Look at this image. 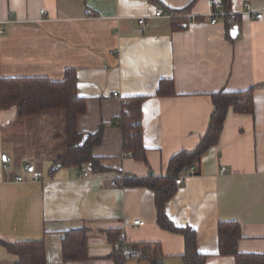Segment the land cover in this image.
Instances as JSON below:
<instances>
[{
  "label": "crops",
  "instance_id": "obj_1",
  "mask_svg": "<svg viewBox=\"0 0 264 264\" xmlns=\"http://www.w3.org/2000/svg\"><path fill=\"white\" fill-rule=\"evenodd\" d=\"M159 1L0 0V76L60 81L73 68L86 105L77 131L93 134L103 125L101 141L91 147L103 170L61 162L53 170L58 162L45 153L51 166L41 178L16 181L25 163L33 165L35 151L18 137L34 118L14 119L15 106L0 109V238L43 240L45 264H115L109 231L128 245L157 243L163 264H183V235L157 224L153 191L124 180L164 175L169 159L194 149L205 133L211 94L251 86L253 113L229 109L218 142L201 155L196 172L179 174L183 181L165 213L175 226L195 231L205 264H234L232 256L218 254L220 222L240 225L238 252L264 254V0H226L237 18L215 24L207 0ZM158 7L198 19L175 28L171 19L153 15ZM162 80L171 81L173 95H156ZM130 96L147 97L141 104L145 160L122 149L119 115ZM117 177L123 179L114 186ZM82 226L88 228L87 258L64 261V233ZM15 260L0 243V264ZM124 264L153 263L131 256Z\"/></svg>",
  "mask_w": 264,
  "mask_h": 264
},
{
  "label": "trees",
  "instance_id": "obj_2",
  "mask_svg": "<svg viewBox=\"0 0 264 264\" xmlns=\"http://www.w3.org/2000/svg\"><path fill=\"white\" fill-rule=\"evenodd\" d=\"M149 2L160 6L159 0ZM227 8L226 0H223ZM178 12V11H175ZM183 12V11H181ZM175 28L174 21L171 22ZM76 72L67 68L60 81L47 77H1L0 109L14 105L17 117L21 120L35 117L45 111L63 110L66 154L57 159L66 166H81L89 163L95 171L104 169L100 158L91 154V147L101 141L103 125L93 133L77 131V116L85 112V98L76 92ZM254 86L241 91L220 90L211 94L213 110L209 123L197 146L192 150H181L170 159L167 172L159 176L133 177L124 180L127 186H144L154 193L157 224L164 230L179 233L184 238V251L181 255L183 264H205L207 254H200L196 249V233L190 227L175 226L165 213V204L177 191L175 178L188 166H196L201 155L215 145L221 134L223 122L229 109L235 113H253ZM174 94L171 81L162 80L156 95ZM146 96H130L123 102L119 115L122 149L130 152L134 158L145 160V148L142 144L141 104ZM87 135L83 146L76 147L83 136ZM125 179V177H124ZM218 254L229 255L234 264H264V254L240 253L237 242L241 238L240 225L237 222H220L218 224ZM88 228L82 226L67 230L61 239V253L64 261L83 260L87 258ZM110 240L116 245L111 254L115 264H124L126 254L118 243L117 231H109ZM0 243L8 252L16 256L13 264H45V246L43 240H7L0 238ZM132 256L150 260L153 264H163L159 259L160 246L157 243L129 244Z\"/></svg>",
  "mask_w": 264,
  "mask_h": 264
},
{
  "label": "rangeland",
  "instance_id": "obj_3",
  "mask_svg": "<svg viewBox=\"0 0 264 264\" xmlns=\"http://www.w3.org/2000/svg\"><path fill=\"white\" fill-rule=\"evenodd\" d=\"M14 116V119L17 120V114ZM33 118V121L26 123V130L18 139L28 145L32 153L35 151L31 158L32 164L45 174L51 166L45 158V153L54 156L56 160L66 154L63 110L45 111ZM6 130L5 128V141H7L9 134ZM20 171L22 172V170Z\"/></svg>",
  "mask_w": 264,
  "mask_h": 264
},
{
  "label": "built area",
  "instance_id": "obj_4",
  "mask_svg": "<svg viewBox=\"0 0 264 264\" xmlns=\"http://www.w3.org/2000/svg\"><path fill=\"white\" fill-rule=\"evenodd\" d=\"M208 4V16L210 18V23L215 24L219 18H223L224 20L227 21H235L237 18L236 12L230 9H226L223 4V0H207ZM244 8L246 10L250 9V4L249 3H244ZM153 15L155 17H162V18H169L172 21H174L175 26L177 27H187L188 25L194 23L198 18L196 17L195 14H192L190 12H167L161 7H158L154 10ZM145 22V17H141L138 19L139 24H144ZM130 155V152L127 153ZM3 169L4 170H9L10 165L7 163H3ZM188 172L193 173L195 170V166L191 165L186 168ZM224 167L221 166L220 170L224 171ZM83 176H88L87 172L82 173ZM42 172L39 169H36L33 165L30 163H25L22 166V174L16 175L15 180L16 181H35L41 178ZM120 177L114 178L110 181L112 185H118L121 181ZM183 181V176L179 175L175 178V184L179 185ZM141 221L134 220L133 224H139ZM118 243L122 246V251L126 254L127 257L132 256V252L128 247L127 242L122 238L118 237Z\"/></svg>",
  "mask_w": 264,
  "mask_h": 264
},
{
  "label": "water",
  "instance_id": "obj_5",
  "mask_svg": "<svg viewBox=\"0 0 264 264\" xmlns=\"http://www.w3.org/2000/svg\"><path fill=\"white\" fill-rule=\"evenodd\" d=\"M87 139V135H84L83 136V138H82V140L79 142V143H77L75 146L76 147H81V146H83V144H84V142H85V140ZM61 165V163L60 162H58L52 169L53 170H55L58 166H60Z\"/></svg>",
  "mask_w": 264,
  "mask_h": 264
}]
</instances>
